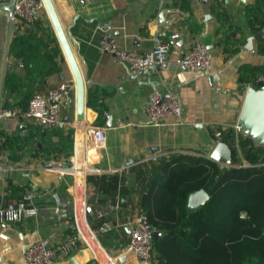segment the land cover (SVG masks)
<instances>
[{
  "label": "crops",
  "instance_id": "obj_1",
  "mask_svg": "<svg viewBox=\"0 0 264 264\" xmlns=\"http://www.w3.org/2000/svg\"><path fill=\"white\" fill-rule=\"evenodd\" d=\"M52 2L63 28L74 38L72 51L83 79L92 85L85 87L81 122L76 120L74 94L72 103L59 106L63 128L44 129L22 119L19 115L32 95L72 83L73 76L45 10L37 23L54 36L59 48L55 69L48 70L50 38L34 25L37 41L32 50L19 57L10 51L16 32L29 28L14 25L5 54L8 17L0 9V110L15 113L0 118V207L12 201L36 209L20 222H0V264H26L25 251L35 241L57 247L72 238L77 249L68 256L56 255L53 264H153L127 251L132 222L141 211L142 181L160 157L172 152L209 156L215 127L245 137L234 126L251 85L240 84L239 68L264 69V41L253 38L252 50H247L248 38L264 26V0ZM173 32L179 38L162 68L132 73L100 48L103 40H114L120 49L143 54L164 38L162 33ZM105 34L109 37L102 39ZM195 42L206 45L211 55L210 68L201 73L179 63ZM153 91L179 97L180 124L149 122L145 108ZM91 127L104 128L103 144L87 137ZM26 193L30 198L23 200ZM54 193L68 204L66 211L57 209ZM103 221L111 226L106 233L99 232ZM76 225L88 244L78 237Z\"/></svg>",
  "mask_w": 264,
  "mask_h": 264
},
{
  "label": "trees",
  "instance_id": "obj_2",
  "mask_svg": "<svg viewBox=\"0 0 264 264\" xmlns=\"http://www.w3.org/2000/svg\"><path fill=\"white\" fill-rule=\"evenodd\" d=\"M33 28L50 38L52 71L59 54L55 38L38 23ZM36 41L31 26L24 28L16 32L10 51L22 56ZM260 73L263 67L241 66L239 82L258 88L262 84L254 78ZM235 138L230 128L221 131L220 141L232 150L229 166L203 154L176 151L160 157L142 181L140 209L153 231L161 233L152 242L153 264H264V147L247 136L237 137L238 156ZM200 189L208 200L188 209L189 194Z\"/></svg>",
  "mask_w": 264,
  "mask_h": 264
},
{
  "label": "built area",
  "instance_id": "obj_3",
  "mask_svg": "<svg viewBox=\"0 0 264 264\" xmlns=\"http://www.w3.org/2000/svg\"><path fill=\"white\" fill-rule=\"evenodd\" d=\"M81 1L91 2L95 0ZM44 10L45 7L41 0H15L13 12L10 15L7 14V17L8 20L13 21L16 27H19L18 25L30 27L40 20ZM162 34L164 38L143 54H132L120 49L114 40H103L100 48L102 51L113 54L118 61L125 63L128 66V70L132 73L150 68H162L166 66L168 53L179 38L178 33L174 32L169 35ZM179 63L189 71L201 73L210 68L211 55L206 45L195 42L180 57ZM254 83L264 85V77H257ZM73 94L74 84L66 82L49 89L46 93H35L28 100L26 110L19 116L24 120L33 121L44 129L63 128L66 123L59 117V106L61 103L70 102ZM145 111L152 125H160L166 120H170V123L174 125L181 123L178 119L181 117L182 105L176 94L168 93L163 95L158 91H153L148 97ZM14 114L7 109L0 110V118L14 116ZM234 129L236 132H241L238 124L234 126ZM221 131V128L215 127L213 129L214 144L220 141ZM87 137L94 144L101 145L106 139L105 130L102 127H91L87 130ZM234 145L235 148H238L237 136ZM242 165H247V163L242 160ZM52 197L56 204L60 203L61 200L57 194H52ZM29 198L28 193L23 195V200H28ZM35 213L36 209L33 207H18L14 202L10 201L5 206L0 207V222H20L30 215H35ZM98 214L101 216V212H98ZM110 227V223L103 221L100 224L99 232L106 233L110 230ZM76 229L78 237L84 240V236L81 235L84 234L82 228L76 225ZM153 232L146 216L140 211L132 222L127 251L136 253L141 262L152 263ZM86 235L92 239L95 236L87 228ZM85 238L88 241L86 236ZM84 242L88 244L85 240ZM76 249L77 242L74 238L58 244L57 247L51 245L48 241L39 240L33 242L26 249L24 259L26 264H53L56 255L68 256Z\"/></svg>",
  "mask_w": 264,
  "mask_h": 264
},
{
  "label": "water",
  "instance_id": "obj_4",
  "mask_svg": "<svg viewBox=\"0 0 264 264\" xmlns=\"http://www.w3.org/2000/svg\"><path fill=\"white\" fill-rule=\"evenodd\" d=\"M41 1L45 7L46 14L48 16L58 44L72 72V83L74 84L75 88L74 106L76 111V120L78 122H81L83 120L85 108V87L91 86L92 83L86 82L83 79V76L72 51L71 45L75 44L74 38L71 36L70 29L65 30L63 28L54 8L52 0ZM0 2H4L5 4H7L8 0H0ZM14 2L15 0H12L10 4L0 6V9H3L4 11H6L7 14L10 15L13 12ZM13 27V21L8 20L5 40V54ZM107 37H109V34H105L102 39H106ZM253 38H256L260 43L264 41V26L261 27L259 31H255L254 34L250 38H248L247 44L249 47L247 50H252L251 41L253 40ZM1 86L2 74L0 78V92ZM69 103H72V100ZM237 124L240 127L241 132L245 136L251 138L255 145L259 147H264V85H261L258 88H247L242 102ZM208 157L214 160L215 162L221 164L222 166H229L232 162V150L225 142L219 141L214 145ZM208 197V194L202 189L190 193L187 200L188 209L192 210L198 206L203 205L208 200ZM56 207L59 211H66L68 208V204L63 201L58 203ZM160 236V232H153L154 240H157Z\"/></svg>",
  "mask_w": 264,
  "mask_h": 264
},
{
  "label": "rangeland",
  "instance_id": "obj_5",
  "mask_svg": "<svg viewBox=\"0 0 264 264\" xmlns=\"http://www.w3.org/2000/svg\"><path fill=\"white\" fill-rule=\"evenodd\" d=\"M236 150H237V155L239 156L240 154H238V153H239V151H240V153H241V150L239 149V147L236 148Z\"/></svg>",
  "mask_w": 264,
  "mask_h": 264
}]
</instances>
